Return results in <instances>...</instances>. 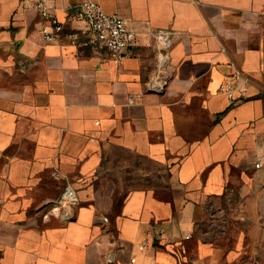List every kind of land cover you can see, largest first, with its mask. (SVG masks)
Here are the masks:
<instances>
[{"label": "crops", "instance_id": "crops-1", "mask_svg": "<svg viewBox=\"0 0 264 264\" xmlns=\"http://www.w3.org/2000/svg\"><path fill=\"white\" fill-rule=\"evenodd\" d=\"M35 1L0 0V264H264V0H97L118 60L46 41Z\"/></svg>", "mask_w": 264, "mask_h": 264}, {"label": "built area", "instance_id": "built-area-1", "mask_svg": "<svg viewBox=\"0 0 264 264\" xmlns=\"http://www.w3.org/2000/svg\"><path fill=\"white\" fill-rule=\"evenodd\" d=\"M33 6L42 16L48 17L52 23V30L43 33L44 39L48 42L61 40V43L78 47L105 49L111 57L118 60L124 56L125 51L135 38L134 33L126 27L124 20L119 16L104 12L97 0H84L81 3L80 9L74 17L83 23V27L68 31H64L63 24L57 21L43 1L37 0ZM156 36L159 47L167 50L169 48L168 36L162 32L156 33ZM166 59L167 52L160 53L159 63L164 64ZM218 90L224 93L228 99L234 97L231 82L221 83ZM260 165L259 161L255 163L256 168H259ZM65 200L73 205L77 203V196L70 187L66 188ZM131 262H133L132 259Z\"/></svg>", "mask_w": 264, "mask_h": 264}, {"label": "rangeland", "instance_id": "rangeland-1", "mask_svg": "<svg viewBox=\"0 0 264 264\" xmlns=\"http://www.w3.org/2000/svg\"><path fill=\"white\" fill-rule=\"evenodd\" d=\"M0 7H9L8 3H6L5 5H0ZM2 12H9L10 9L9 8H2L1 9ZM120 156H123L124 158L126 157L127 160H128V168H135L136 166H141L145 169V172L148 170V171H156V166L151 163V162H137V159L134 157V156H131V155H128V156H124V155H120ZM115 160H120V157L118 156H115ZM156 174V173H155ZM157 175V174H156ZM135 177V176H134ZM131 182V184L135 185L136 184V179L134 178L132 181H130L128 179L127 183L129 184ZM140 183L144 184V185H156L158 183H160V180H157V179H148V180H139Z\"/></svg>", "mask_w": 264, "mask_h": 264}]
</instances>
